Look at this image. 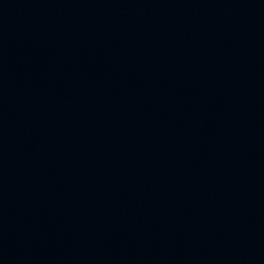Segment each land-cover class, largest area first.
I'll return each mask as SVG.
<instances>
[{
	"label": "water",
	"instance_id": "1",
	"mask_svg": "<svg viewBox=\"0 0 264 264\" xmlns=\"http://www.w3.org/2000/svg\"><path fill=\"white\" fill-rule=\"evenodd\" d=\"M0 264H264V0H0Z\"/></svg>",
	"mask_w": 264,
	"mask_h": 264
}]
</instances>
